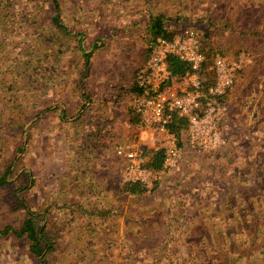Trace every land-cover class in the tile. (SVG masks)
<instances>
[{
    "label": "rangeland",
    "instance_id": "374dc122",
    "mask_svg": "<svg viewBox=\"0 0 264 264\" xmlns=\"http://www.w3.org/2000/svg\"><path fill=\"white\" fill-rule=\"evenodd\" d=\"M236 1L59 0L60 21L71 37L66 39L53 21L52 0H0V175L9 169L7 184L0 187V228L22 224L26 214L20 200L35 213L51 214L64 223L56 237L58 250L52 255L55 264H190L198 231L203 244L222 243L232 234L243 249L252 248L256 235L243 231L239 211L247 209V199L254 198L250 188L241 186L248 177L240 172L237 183H227L229 177L219 185L216 155L186 143L178 167L159 172L143 195L125 196L121 190L128 161L117 155L116 146L122 140L136 143L149 158L146 152L155 150L149 133L134 124L124 138L111 139L103 154H95L93 143L101 139L92 138L91 133L107 123L105 118L103 125L95 123L96 116L111 115V121L119 118L122 123L123 116L131 109L134 112L128 90L152 45L147 31L149 12H163L172 29H195L217 55L230 65H241L236 73L259 64L258 77L249 89H254L264 107V45L261 53L254 54L237 34L220 31L204 16L209 7L227 15L224 11H231ZM260 2L264 5V0ZM238 48H243L239 55ZM89 52L86 64L84 55ZM231 90L233 98L238 96ZM227 106L224 120L228 119ZM256 114L249 115L247 109L238 117L254 124ZM259 143L254 137L242 141L245 151L261 149ZM233 158L230 155L225 161L232 168L236 162H242L243 169L252 167L246 152ZM256 174L264 176V171L252 167L251 176ZM157 182L159 189L154 191ZM111 206L121 212L119 217L85 213ZM133 213H142V219L127 222ZM136 228L150 232L154 252L136 256L132 251L133 244L122 234ZM256 259L251 257L249 262ZM0 264L40 262L30 252L28 241L11 233L0 240Z\"/></svg>",
    "mask_w": 264,
    "mask_h": 264
},
{
    "label": "trees",
    "instance_id": "16d2710c",
    "mask_svg": "<svg viewBox=\"0 0 264 264\" xmlns=\"http://www.w3.org/2000/svg\"><path fill=\"white\" fill-rule=\"evenodd\" d=\"M55 4L56 16L53 18V21L56 25L63 29L66 39L71 38L70 33L67 31V26L65 23L60 21V2L59 0H52ZM223 3H227L229 0H214ZM231 11H224L227 15L223 13L222 10L215 7H209L206 10L205 18L210 22V25H215L219 28L220 31L229 29V32L235 33L238 35V40H244V43L247 46V49L254 54H259L262 52V46L264 45V5L260 0H237L235 7L230 5ZM224 10V9H223ZM163 12L154 14L152 12L148 13V41L152 44L149 47L147 54H145L143 59V64L148 60L150 54L153 50L154 44L159 37L173 38L176 36L180 30L172 29L168 23V18L165 17ZM170 20V19H169ZM216 28V27H215ZM209 35V34H207ZM211 36V35H210ZM208 38V40L211 38ZM206 40V39H205ZM205 40L201 42V49L205 53L206 59L201 66L200 73L203 79V89L209 91L211 86L215 83V70L213 68L214 59L217 55V52L213 51L211 43L206 42ZM69 40H66L68 42ZM81 46V45H80ZM211 48V49H210ZM210 49V50H209ZM241 49L238 48L236 51L237 55L240 54ZM264 50V49H263ZM86 64L89 62L91 52L84 55ZM259 65V64H258ZM258 65L246 66L243 70H239L236 73L235 85L240 83V86H245V83L253 78V75L257 73ZM170 68L173 73L179 74L185 72L189 69L190 65L182 62L177 57L173 56L170 58ZM250 68V69H249ZM252 68V69H251ZM252 71V72H251ZM231 88V89H232ZM231 89L228 90L227 94L224 96L222 101L224 104H227V99L231 93ZM130 91L132 95L134 92L138 91V88L134 82ZM231 95V94H230ZM131 116V123L134 125L138 124L139 117L131 111H129ZM173 121L170 124V127L178 136L179 146L181 148L185 147L186 143H189V137L187 133L188 129V120L184 117L179 116L177 113L173 115ZM151 157L148 158V163L150 166L156 170H161L163 166V155L162 152L151 150L149 152ZM260 159L264 160V146L257 157L254 158L253 163L256 164L255 170L263 169L264 163L258 164L257 162ZM9 169L2 175H0V187H4L7 184V175ZM239 177V176H238ZM237 178V176H236ZM244 189L250 188L255 194L254 198L247 199L246 207L247 209L238 208L241 217L243 219L244 229L248 233L256 235L255 243L252 248L243 249L241 245L235 243V239L232 234H228V239H223L222 243H208L203 244L201 242V235L199 231L195 232L197 240L195 246L197 247L196 252L194 253L193 261L194 264H240L242 261L249 262L251 257H256L257 263L263 264L264 262V176L252 175L247 181L242 182L241 185ZM159 189V183L157 182L154 187V191ZM122 191L125 196L133 195L139 197L146 192V187L140 182H126ZM252 192V193H253ZM244 197V196H243ZM22 209L25 210L26 217L23 220L22 224L16 228L11 225H6L3 228H0V240H2L6 235L13 233L15 236L26 239L28 241V246L30 252L39 260L40 264H55L57 259H53L52 255L58 250V240L56 237L59 236V233L64 227L63 222H57L55 217L51 214H41L35 213L29 208L26 203L20 200ZM81 208L80 205H77ZM233 206V205H232ZM117 207L111 206L110 208H93L88 210L85 213L92 216H98L100 218H110V217H119L121 215L120 211L115 210ZM142 213L131 214L126 217L127 222H136L142 219ZM152 224L153 220H149ZM205 224L204 221H202ZM202 229V228H201ZM150 232L147 229L143 231L136 228V230H125L122 236L129 239V242L133 244L131 246L132 251L135 252L136 256L140 255L142 252H154L151 247L155 245L151 241L153 237L148 238ZM193 234V233H192ZM158 235V232H156ZM191 235V234H190ZM192 236V235H191ZM205 236V234H202ZM159 239L162 240L163 236L158 235ZM154 237V241L158 239ZM200 239V241H199ZM160 243V241L158 240ZM255 262H249L255 264ZM193 261L190 263L192 264Z\"/></svg>",
    "mask_w": 264,
    "mask_h": 264
},
{
    "label": "built area",
    "instance_id": "2783aa9c",
    "mask_svg": "<svg viewBox=\"0 0 264 264\" xmlns=\"http://www.w3.org/2000/svg\"><path fill=\"white\" fill-rule=\"evenodd\" d=\"M199 37L195 29L187 28L172 39L157 38L150 57L137 69L138 91L132 94L131 106L139 117V129L149 133L154 149L162 152L163 166L159 171L150 166L145 150L136 143H119L116 153L128 161L126 182H140L151 189L159 172L178 167L182 149L170 127L175 113L188 120L189 143L196 149L211 151L227 142L222 99L233 87L241 65H230L217 55L213 64L215 83L205 91L200 69L206 56ZM173 56L189 64V69L173 73L169 66Z\"/></svg>",
    "mask_w": 264,
    "mask_h": 264
},
{
    "label": "crops",
    "instance_id": "0c3cea01",
    "mask_svg": "<svg viewBox=\"0 0 264 264\" xmlns=\"http://www.w3.org/2000/svg\"><path fill=\"white\" fill-rule=\"evenodd\" d=\"M257 77H258V72L255 75H253V78L251 80H249L245 83V86L241 87L240 83L238 85H235L233 91H237L238 96L233 98V95L231 94L232 97L230 99L231 95L229 96L230 100H228V103H227L228 104L227 109H229V112L227 111V115H228L227 120H228L229 124H227L228 122L226 119H225L226 121L224 120L226 127L228 128V131H229V138L224 145L218 147L214 151H209V152H213V155L214 154L216 155V157L213 156V159L220 162V164H218L219 168L215 169L218 172V175H217L218 178H220V180H221L219 185H221L222 183H225L226 179H228L229 177L230 178L228 179L227 183H229V182H232L231 184L237 183V181H239V179H240L238 177L240 172H241V175L243 177L250 178L252 167L255 170L256 164H254L253 161H252V167L243 166L247 169H243L241 167L242 162L241 163H239V162L234 163L233 168L228 166V164L225 163V161H229L228 158L230 155L235 157L233 159H238L242 153L246 152L247 155H251V159H250V161H251V160H254L253 158H255L254 156H256L258 154V152L259 153L261 152V150L264 146V107H262L261 103L259 101H257V97L254 94V89H252L253 91H251L249 89L250 86L256 81ZM252 98L256 99L255 103L253 102ZM104 105L105 106L107 105V107H110V103H108V104L106 103ZM247 109H248L249 115H251V113L254 111L257 113L256 116L254 117L255 118L254 124H251V123L247 124L244 121V118L240 120L238 117L239 113L241 114L244 110H247ZM84 118H85V116L79 120L83 121ZM103 118H105V120H107L105 127H102V128L99 127V128H96V130L94 127L91 131L92 138L101 139L99 141L95 140L96 143H93L92 148H95V149H93L95 151V154H96V152H97V154L107 153V151L109 149V145L112 144L110 142L111 139H116V137L117 138H124V135H126V131L127 132L130 131L131 130L130 128H132V125H133L130 121V119H131L130 115H126V117L123 116L122 117V123L120 122L119 118H116V119L114 118L111 121V118H113V116H111V115L105 114L101 118L96 116L95 123H99V124L103 125V123H104ZM91 119H92V117H91ZM85 120H86V122H90L89 119H85ZM247 126H250V127L247 128ZM100 132L101 133L103 132V135H100ZM248 137L249 138L254 137L255 141L259 140L260 141L259 145H260L261 149L257 150L254 147L253 148L249 147V149H247V151H245L244 144H242V141L244 140V138H248ZM94 139H91V140L93 141ZM120 140H122V139H120ZM122 142L127 143L124 140H122ZM119 143H120V141H119ZM223 160H224V162H222ZM242 170H244V171L242 172ZM95 171H97V170H95ZM255 171L256 172L257 171H264V168L259 169V170H255ZM236 176H237V178H236ZM259 176H261V175H259ZM220 194H223L222 190H220Z\"/></svg>",
    "mask_w": 264,
    "mask_h": 264
}]
</instances>
